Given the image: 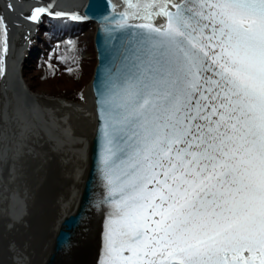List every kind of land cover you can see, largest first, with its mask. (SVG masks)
<instances>
[{
  "label": "snow or ice",
  "instance_id": "obj_1",
  "mask_svg": "<svg viewBox=\"0 0 264 264\" xmlns=\"http://www.w3.org/2000/svg\"><path fill=\"white\" fill-rule=\"evenodd\" d=\"M129 7L149 34L105 107L127 150L104 264H264V0Z\"/></svg>",
  "mask_w": 264,
  "mask_h": 264
},
{
  "label": "water",
  "instance_id": "obj_2",
  "mask_svg": "<svg viewBox=\"0 0 264 264\" xmlns=\"http://www.w3.org/2000/svg\"><path fill=\"white\" fill-rule=\"evenodd\" d=\"M60 2L43 0L31 13L26 12L22 0H0V5L20 20L29 21L31 27L34 25V34L44 15L67 17L95 26L93 48L96 62L87 86L91 96L92 123L87 134L85 161L80 169L82 174L71 190L73 200L68 203L69 208L63 214L57 215L53 210L45 209L50 213L47 215L30 209L32 213L27 217L29 222L17 228L15 233L19 237L9 235L3 238V231L0 230V264H17L23 259L27 264H104L105 260L113 203L119 198L115 178L124 159L121 150H127L125 144L115 142L105 107L109 101L120 102L131 82L130 73L137 70L134 65L140 67L138 57L144 45L141 34H149L142 25L149 21L143 19L142 13L140 16L133 15L134 9L129 7L130 0H78V13L75 14L65 9L67 4L71 5V0ZM37 9L40 10L39 15L32 19ZM150 22L154 27H164L166 24L162 16H153ZM5 27L2 25L3 47L7 45ZM28 51L27 59L19 61L21 65L18 72L19 84L26 94L31 93V90L25 84L21 70L30 60L32 51ZM49 191L45 189L38 193L49 197ZM34 219L37 220L32 223ZM4 221L0 219L1 223ZM16 222H21V219ZM11 241L15 242L14 246L8 245ZM18 258L21 260L17 261Z\"/></svg>",
  "mask_w": 264,
  "mask_h": 264
},
{
  "label": "bare ground",
  "instance_id": "obj_3",
  "mask_svg": "<svg viewBox=\"0 0 264 264\" xmlns=\"http://www.w3.org/2000/svg\"><path fill=\"white\" fill-rule=\"evenodd\" d=\"M42 1L22 0V4L31 13ZM64 1L58 0V3ZM77 3L78 0H71L65 9L78 13ZM28 22L0 5V24L6 25L7 41L6 46L2 45L0 72V219H5L0 222V230L3 238L19 237L15 233L29 222L30 209L47 215L50 214L47 210H53L61 215L69 208L68 203L74 197L71 190L82 174L80 169L92 123L90 94L88 102L75 103L23 91L18 81L19 61L27 59L34 34V25L31 27ZM45 189H51L49 197L38 193ZM19 219L21 222H16ZM8 245L14 246L15 242ZM23 261L17 264H27Z\"/></svg>",
  "mask_w": 264,
  "mask_h": 264
},
{
  "label": "trees",
  "instance_id": "obj_4",
  "mask_svg": "<svg viewBox=\"0 0 264 264\" xmlns=\"http://www.w3.org/2000/svg\"><path fill=\"white\" fill-rule=\"evenodd\" d=\"M44 19V22L39 27H37V35L35 37H37L38 34H46V36H48V38H51L52 41L47 42V40H45V43L47 42L46 44L48 47V49L45 51L42 50V43L38 44L37 46H34L32 51H34L35 53L29 60L31 62L37 58H40L38 59L40 61L41 57H39L37 52H42L43 56L45 57L46 55V57L48 58L45 61L43 60L37 63V65L35 66V69L38 70V72L40 73L42 83H46L45 86L43 87L42 85V88H40L39 90L43 94H47L48 92L51 93L53 90L48 88L51 86L54 80H59L63 81V83L65 84H70L72 86V88L74 89L71 90V92L74 93L73 96L77 95L78 97H81L83 91L82 89L86 84L84 82V79L88 76V68L90 67L89 62L91 61V59H89L88 62V60L84 59L83 56L80 57L81 53L84 51L83 49H86V46L80 43L79 40H75H77L78 37L80 38V34L88 29L89 23L79 20L74 21L67 17H50L46 15H44ZM1 36L2 30L0 25V71L2 64L1 51L3 45ZM92 52L94 54V57L92 59L96 62L94 48ZM30 66H26L21 72L25 79V72H28V68ZM55 94L64 97L68 96L67 94H64L62 92Z\"/></svg>",
  "mask_w": 264,
  "mask_h": 264
},
{
  "label": "rangeland",
  "instance_id": "obj_5",
  "mask_svg": "<svg viewBox=\"0 0 264 264\" xmlns=\"http://www.w3.org/2000/svg\"><path fill=\"white\" fill-rule=\"evenodd\" d=\"M45 19H43V21L41 22V24L44 22ZM85 22V21H83ZM40 24V25H41ZM1 25V24H0ZM39 25V26H40ZM89 27L86 31H84L83 33L80 34V38L78 37L77 40L75 41H80V43H82L83 45H85L86 49H83L84 51L81 53L80 57L83 56L84 59L88 60L89 62V59H91V61L89 62L90 63V67L88 68V76L84 79V82L86 83L83 87V91H82V95L81 97H78L77 95L76 96H73L74 93L71 92V90H74L72 88V86L70 84H65L63 83V81H59V80H54L51 84V86L48 88V89H51L53 90L51 93L48 92L47 94H43L42 92H40V88H42V85L43 87L45 86L46 83H42V79L40 77V73L38 72V70L35 69V66L37 65V63L41 62V61H45L47 60L48 58L43 56L42 52H37L39 57H41V60L39 61L38 59L40 58H37L35 59L34 61H26L27 62V65L24 66V68L26 66H30L28 68V72H25L26 73V79L25 77H23V80L25 81V84L28 85V87L30 88V90L32 92H34L35 94H41L43 96H45L46 98L47 97H50V98H61V99H64L68 102L72 101V102H75V103H81V102H88V99H89V93L87 91V86H88V83H89V80L91 78V75H92V72H93V67H94V64H95V60H93L92 58L94 57V54L92 52L93 50V46H92V43H93V33H94V29L95 27L92 25V23H89L88 24ZM38 27V26H37ZM38 29V28H37ZM1 30H2V25H1ZM2 35H3V30H2ZM37 35V33L35 32V34H33V36L30 38V44H29V50L32 51V49L34 48V46H37L38 44L42 43V50H47L48 47H47V42L48 41H52L51 38H48V36H46V34L44 35H39L37 37H35ZM47 38H45V37ZM35 38V39H34ZM61 38V37H60ZM1 39H2V36H1ZM44 39V40H43ZM45 40H47V42L45 43ZM67 41V40H65ZM45 43V44H43ZM54 43V41H53ZM53 45V44H52ZM79 45V44H78ZM82 45V46H83ZM40 47V46H39ZM3 48V47H2ZM2 52V51H1ZM29 52V51H28ZM3 53V52H2ZM34 51H32V54H30L29 56V59H31V57L34 55ZM93 54V55H92ZM28 55V53L26 54V56ZM1 57H2V54H1ZM50 65V64H49ZM51 66V65H50ZM23 68V69H24ZM1 69H2V64H1ZM1 72V71H0ZM0 78H1V73H0ZM31 86V87H30ZM64 93V94H67L68 96L67 97H64V96H61V95H57L55 93ZM90 100V99H89ZM17 164L18 165H21L20 161L17 160ZM52 188V187H51ZM51 191V189H50ZM49 191V192H50ZM49 195V194H48ZM50 196V195H49Z\"/></svg>",
  "mask_w": 264,
  "mask_h": 264
}]
</instances>
